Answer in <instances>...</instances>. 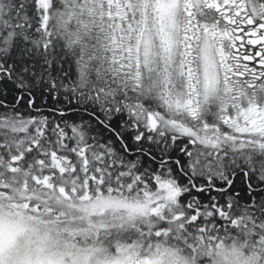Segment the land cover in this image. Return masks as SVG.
<instances>
[{"label":"snow or ice","instance_id":"snow-or-ice-1","mask_svg":"<svg viewBox=\"0 0 264 264\" xmlns=\"http://www.w3.org/2000/svg\"><path fill=\"white\" fill-rule=\"evenodd\" d=\"M0 264H264V0H0Z\"/></svg>","mask_w":264,"mask_h":264},{"label":"trees","instance_id":"trees-1","mask_svg":"<svg viewBox=\"0 0 264 264\" xmlns=\"http://www.w3.org/2000/svg\"><path fill=\"white\" fill-rule=\"evenodd\" d=\"M242 187H243V185H242L241 181L238 179V181H237V188L240 189Z\"/></svg>","mask_w":264,"mask_h":264}]
</instances>
